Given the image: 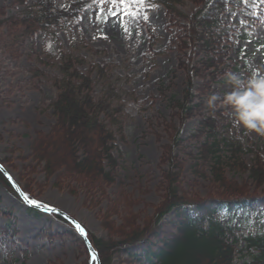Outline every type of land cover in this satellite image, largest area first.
Wrapping results in <instances>:
<instances>
[{
	"label": "rangeland",
	"instance_id": "374dc122",
	"mask_svg": "<svg viewBox=\"0 0 264 264\" xmlns=\"http://www.w3.org/2000/svg\"><path fill=\"white\" fill-rule=\"evenodd\" d=\"M35 1L0 0L3 11L0 13V158L10 159L4 167L20 185L30 184L34 200L40 206L68 214L95 236L109 240L112 238L110 227H105L102 220V215L109 209L114 211L110 218L113 228L124 225V218L130 214H135L136 221L142 225L146 216L153 214V206L161 200L163 190L158 186L166 166L160 163V158L162 145L169 142L166 126L174 113L170 99L184 95L187 78L178 64L181 58H187L184 54L190 52L181 50L179 40L173 39L177 31L183 30L182 24L186 20L171 26L165 7L155 4V9H148V21L142 18L145 6L133 5L140 18L128 17L121 22L112 17L110 10L114 6L111 3L92 0L79 18L70 21L66 27L55 25L50 30L21 36L6 18L23 15ZM55 1L65 3V0ZM232 2L238 4L228 5L227 12L231 14L233 29L229 36L233 41L224 38L222 43L227 52L224 62L227 58L229 66L211 83L221 92L230 91L225 78L228 72L248 78L264 71V2ZM180 8L190 14L195 5L186 1ZM115 11L120 12L121 8L115 7ZM151 31L155 34L154 42ZM62 51L81 56L87 63L78 67L86 73L91 63L104 67V77H98L94 72L91 75L94 78L92 93L96 98L109 94L114 116L123 127L121 136L110 119L103 116L117 135L113 154L119 165L115 170V182L104 184L103 194L94 193L90 199L83 191V182H71L75 188L72 193L65 187L58 189L54 186L55 178L46 180L41 166L32 160L37 133L47 132L55 123L53 102L57 89L54 81L60 75L59 54ZM201 82L195 77L196 85ZM216 110H220V115L213 114L218 130L242 142L243 161L250 166L258 157L264 163V136L239 124L230 108L217 107ZM201 114L203 112L188 119L182 127L184 142L177 152L184 166V191L190 196L205 198L218 184L213 181L209 164L202 163L198 156L204 135L190 136L197 129ZM226 165L225 175L229 179L247 180L250 195H264V185L256 187L248 173ZM195 166L198 168L193 170ZM4 210L10 214H5ZM175 214L176 210H173L161 222L163 225L157 231L160 237L175 232L176 222L171 220ZM233 214H236L233 219L223 217V221H229L236 228L239 237L236 260L248 262L250 253L245 237L264 231V203L254 202L251 209L235 210ZM9 218L13 222L11 228L17 230L14 236H7L1 229ZM78 237L81 238L69 222L56 219L52 213L30 209L18 195L0 184V264L10 259V253L17 258L16 264H21L25 249L28 250L27 264H80L87 258L88 249L85 250ZM156 248L153 244L149 250ZM146 251L148 249L139 250L132 255V262L125 260L127 254L116 253L112 264H144Z\"/></svg>",
	"mask_w": 264,
	"mask_h": 264
},
{
	"label": "trees",
	"instance_id": "16d2710c",
	"mask_svg": "<svg viewBox=\"0 0 264 264\" xmlns=\"http://www.w3.org/2000/svg\"><path fill=\"white\" fill-rule=\"evenodd\" d=\"M91 1L65 0L64 4H58L55 0H37L23 15L7 17L6 21L18 29L21 36L34 35L40 30H50L55 25L66 27L70 21L79 18L83 8ZM186 1L195 5L190 14L180 8ZM152 3L165 7L171 26L186 20L182 24L183 30L176 32L173 41L178 39L180 49L190 51L184 54L187 58H181L178 64L187 78L184 95L182 98L170 99L174 113L166 126L169 142L162 145L160 158V163L166 166L158 186L163 194L161 200L153 206V214L146 216L142 225L136 221L135 214H130L124 218V225L113 228L110 218L114 211L109 209L102 215V220L105 227H110L112 238L106 240L97 237L85 228L87 237L98 253L100 264H112L116 253L127 254L125 260L132 262V255L147 249L144 264H264V231L245 237L250 261L239 263L236 260L239 242L236 228L229 221H223V217L233 219L235 210L251 209L254 202L264 203V195L255 197L249 194L247 180L239 182L225 175L228 168L226 164L235 171L248 173L250 180L260 188L264 185V163L255 157V162L247 165L241 156L244 152L242 142L218 130L213 114L220 115V110L209 109L204 103L213 93L223 95L229 92L218 91L211 83L226 72L224 70L229 66L227 58L224 62L227 52L222 48V43L224 38L233 41L229 36L233 29L230 26L231 14L227 12L228 5L238 4L232 0H152ZM0 13L3 14L1 8ZM151 34L154 42L155 34L152 31ZM59 57L60 75L54 81L57 89L53 102L55 123L47 132L37 133L32 147V160L41 166L46 180L55 178L54 186L58 189L65 187L72 193L75 188L71 182H83V191L90 199L94 193L103 194L104 184L115 182V170L119 165L118 158L113 154L117 135L109 128L103 116L110 119L121 136L123 127L114 116L109 94L96 98L92 93L94 78L91 75L94 72L96 76L104 77V67L99 63H91L86 73L78 67L87 63L81 56L62 51ZM195 77L202 82L196 85ZM202 112L197 129L190 136L204 135L205 140L198 147V156L202 163L210 165L208 167L213 181L218 184L205 198L190 196L184 191V166L177 152L184 142L181 138L182 127L188 119ZM7 161L10 159L0 158L4 165ZM197 168L195 166L193 170ZM0 184L16 194L1 171ZM21 186L30 199L35 198L30 184ZM29 207L37 211L36 207ZM173 210H176L175 217L171 219L176 222L175 232L160 237L157 231L163 225L161 222ZM3 212L10 214V211ZM52 214L56 219L68 222L61 214ZM12 224L9 218L5 226L1 227L7 236H14L17 232L14 227L11 228ZM78 240L87 251L84 240L79 237ZM153 244L157 248L150 251L149 247ZM8 250L10 252V248ZM27 251L25 249L21 264H27ZM10 254V259L4 264H16L17 258ZM87 254V258L80 264H97L91 261L88 251Z\"/></svg>",
	"mask_w": 264,
	"mask_h": 264
},
{
	"label": "clouds",
	"instance_id": "9594fccd",
	"mask_svg": "<svg viewBox=\"0 0 264 264\" xmlns=\"http://www.w3.org/2000/svg\"><path fill=\"white\" fill-rule=\"evenodd\" d=\"M230 91L211 94L206 100L209 109L228 107L235 120L250 131L264 136V71L245 78L241 74H225Z\"/></svg>",
	"mask_w": 264,
	"mask_h": 264
},
{
	"label": "snow or ice",
	"instance_id": "6c2138e0",
	"mask_svg": "<svg viewBox=\"0 0 264 264\" xmlns=\"http://www.w3.org/2000/svg\"><path fill=\"white\" fill-rule=\"evenodd\" d=\"M101 4H106V3H111L114 8L111 9V15L112 17H117L120 19L122 22L124 19L128 17H132L134 20H138L140 18V13L137 11L136 8H133V5L136 6H145L144 14H143V20L148 21L149 20V15H148V8L155 9L156 5L152 3V0H99ZM264 2V0H262ZM115 7H120L121 11L117 12L115 11ZM104 9L101 10V14L103 13ZM127 31V29H125ZM105 39H107V36H104ZM0 170H2V166H0ZM11 179V177H9ZM24 200L32 205L39 206V202L30 199L28 196L24 197ZM50 211H55L54 208L49 209ZM75 226L77 230L82 234V235H87L86 230L84 227H82L79 223L75 222ZM95 254L93 253L92 259L95 260Z\"/></svg>",
	"mask_w": 264,
	"mask_h": 264
},
{
	"label": "water",
	"instance_id": "95a60500",
	"mask_svg": "<svg viewBox=\"0 0 264 264\" xmlns=\"http://www.w3.org/2000/svg\"><path fill=\"white\" fill-rule=\"evenodd\" d=\"M0 166H2V170H0L5 176H6V178L9 180V182L11 183V185H12V187L14 188V190H15V192L18 194V196L26 203V204H28L29 206H33V207H37V208H39L40 210H42V211H44V212H46V213H49V212H58L59 214H61L64 218H66L75 228H76V226H75V223H74V221L75 222H77V223H79L75 218H73V217H70L68 214H65V213H63V212H61V211H59V210H57V209H55V211H50L49 209H52L53 207H44V206H35V205H32V204H29V203H27L25 200H24V197L25 196H27L25 193H24V191H23V189H22V187H21V185L19 184V182H17V180H15L12 176H11V174H9V172L7 171V168L6 167H4L5 165H3V164H1L0 163ZM9 177H11V179L9 178ZM80 224V223H79ZM81 225V224H80ZM82 226V225H81ZM83 227V226H82ZM77 229V228H76ZM78 231V230H77ZM79 232V231H78ZM79 234H80V236L84 239V241H85V244H86V247H87V249H88V251H89V254H90V257H91V260H93L92 259V256H93V253L95 254V261L97 262V264H100V262H99V258H98V253H97V251L94 249V247L92 246V244H91V242L89 241V239L87 238V236L86 235H82L80 232H79ZM94 261V260H93Z\"/></svg>",
	"mask_w": 264,
	"mask_h": 264
}]
</instances>
